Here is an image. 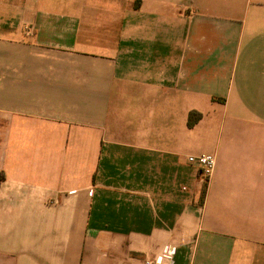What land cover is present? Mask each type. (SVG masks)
<instances>
[{"label":"crops","instance_id":"crops-1","mask_svg":"<svg viewBox=\"0 0 264 264\" xmlns=\"http://www.w3.org/2000/svg\"><path fill=\"white\" fill-rule=\"evenodd\" d=\"M168 245L264 264V0H0V264Z\"/></svg>","mask_w":264,"mask_h":264},{"label":"built area","instance_id":"built-area-1","mask_svg":"<svg viewBox=\"0 0 264 264\" xmlns=\"http://www.w3.org/2000/svg\"><path fill=\"white\" fill-rule=\"evenodd\" d=\"M187 161L189 164L199 169L204 180H208L212 177L217 163L216 156L214 154L188 156ZM175 254L176 247L173 245H168L160 254L154 257H146L144 259V264H173Z\"/></svg>","mask_w":264,"mask_h":264},{"label":"trees","instance_id":"trees-1","mask_svg":"<svg viewBox=\"0 0 264 264\" xmlns=\"http://www.w3.org/2000/svg\"><path fill=\"white\" fill-rule=\"evenodd\" d=\"M202 119V115L196 111L190 112L188 116V126L194 127Z\"/></svg>","mask_w":264,"mask_h":264},{"label":"rangeland","instance_id":"rangeland-1","mask_svg":"<svg viewBox=\"0 0 264 264\" xmlns=\"http://www.w3.org/2000/svg\"><path fill=\"white\" fill-rule=\"evenodd\" d=\"M200 172V171H199Z\"/></svg>","mask_w":264,"mask_h":264}]
</instances>
